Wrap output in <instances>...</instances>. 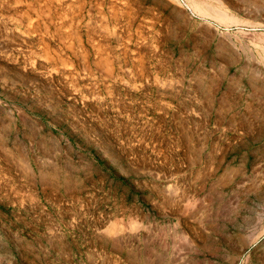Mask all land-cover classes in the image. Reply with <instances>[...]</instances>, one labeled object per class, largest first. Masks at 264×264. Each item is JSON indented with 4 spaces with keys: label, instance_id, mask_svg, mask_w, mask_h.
<instances>
[{
    "label": "rangeland",
    "instance_id": "obj_1",
    "mask_svg": "<svg viewBox=\"0 0 264 264\" xmlns=\"http://www.w3.org/2000/svg\"><path fill=\"white\" fill-rule=\"evenodd\" d=\"M240 5L0 0V264H264Z\"/></svg>",
    "mask_w": 264,
    "mask_h": 264
},
{
    "label": "bare ground",
    "instance_id": "obj_2",
    "mask_svg": "<svg viewBox=\"0 0 264 264\" xmlns=\"http://www.w3.org/2000/svg\"><path fill=\"white\" fill-rule=\"evenodd\" d=\"M238 2L240 6H248L251 9L245 21L247 25L259 26L261 22L264 23V0H237ZM188 5L192 8L198 7L193 1H189Z\"/></svg>",
    "mask_w": 264,
    "mask_h": 264
}]
</instances>
